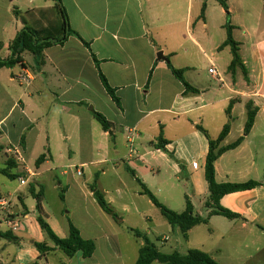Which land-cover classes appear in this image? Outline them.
<instances>
[{
    "label": "crops",
    "instance_id": "0c3cea01",
    "mask_svg": "<svg viewBox=\"0 0 264 264\" xmlns=\"http://www.w3.org/2000/svg\"><path fill=\"white\" fill-rule=\"evenodd\" d=\"M48 1L45 9L53 5ZM61 2L71 29L78 35H70L63 44L44 49L42 59L25 51L22 63L0 68V155L6 164L2 169L12 158L14 174H20L17 179L26 180V185L35 179L42 198L43 179L60 171V177L66 181L59 180L56 187L62 189L63 201L70 199L82 207L81 218L74 220L68 211L54 223L42 204L43 216L61 238L69 236L72 222L84 239L94 241L96 248L89 258L81 252L69 257L60 248L42 255L35 242L51 247L54 243H48L37 221V199L33 196L36 203L30 207L22 195L13 202L0 191V200H9V205L0 208V234L11 232L17 238L0 236V264H48V256L54 254L59 258L60 251L65 255L62 264H121L120 256L115 257L119 254L116 224L127 219L118 220L113 207L116 217L104 212L89 186L97 178V187L107 203L122 201L123 211L130 213L131 208L125 203L129 188L121 176L129 173L127 167L135 171L136 177L129 173L133 179H140L154 195H169L174 207L167 204L168 208L182 213L189 200L195 214L207 217L211 211L204 205L209 195L205 181L209 143L197 126L216 139L229 124L223 144H232L244 132L248 101L258 109L254 125L237 147L217 159L216 181H255L259 185L222 197L221 205L240 217L212 215L208 223L190 230L189 239L194 230L206 226L210 234H217L229 244L246 249L253 246L256 255L264 254V0H240L244 18L233 25L232 34L240 43L247 75L240 68L234 74L228 71L231 62L226 71L220 72L209 58L205 49L210 40L209 0ZM204 2L207 8L202 18ZM21 3L22 0H0L3 59L10 57L9 46L16 35L25 25L29 26L24 9L34 10L32 13L43 10L35 5L36 0H29L24 8ZM181 16L185 17L186 36L178 29ZM35 19L36 24L39 20ZM39 26L29 27L41 29L50 26V22ZM236 32L241 34L240 38ZM224 42L219 50L229 47L223 46ZM160 51L165 60L156 57ZM196 51L208 59L209 69H215V74L209 69L208 72L219 83L218 88L209 84L204 68L196 66ZM183 52L186 54L181 56ZM168 62L184 69L186 82L200 93L185 95L183 84L172 74ZM100 73L115 91L120 106L106 91ZM25 74L30 76L28 82L22 79ZM93 111L111 123L108 131L102 129ZM161 133L169 142L163 148L156 146ZM43 154L46 160L36 165ZM86 174L84 183L76 181L75 175ZM105 177L113 178V189L102 184ZM38 189L30 188L31 192L40 193ZM141 192L142 188L135 195ZM33 222L38 224L36 228H31ZM131 229L135 230L128 227L134 233ZM167 240L168 237L164 238ZM143 245L144 240L139 249ZM222 251L219 248L217 252ZM206 252L215 259L211 251ZM254 256L250 254L245 259L252 260Z\"/></svg>",
    "mask_w": 264,
    "mask_h": 264
},
{
    "label": "trees",
    "instance_id": "16d2710c",
    "mask_svg": "<svg viewBox=\"0 0 264 264\" xmlns=\"http://www.w3.org/2000/svg\"><path fill=\"white\" fill-rule=\"evenodd\" d=\"M58 13L61 16V21L57 23L55 26L51 25L48 27H44L41 29H35L29 27L27 25L16 35L15 39L11 42L9 49H10V57L7 59H3L0 56V68L7 67L12 68L18 63L23 62L22 54L25 51L31 52L42 59L44 49L56 45V44H63L68 36L70 35H78L75 31H73L70 27L69 19L61 2V0H53ZM217 1L226 11H227V23L225 25L226 28V40L223 46H229L231 53H232V61L228 67V71L235 73L237 68H240L245 75H247V71L245 66L242 62V58L240 55V43L235 40L233 33L234 26L231 24L230 21V12H228V0H215ZM207 3L204 2L202 9H201V17L203 18L206 12ZM16 15H19V12L15 10ZM23 20V19H22ZM24 21V20H23ZM85 45L89 48V44L84 42ZM93 59L96 63H98L97 59L93 55ZM41 62V60H40ZM168 66L172 71V74L175 76L176 79L181 82L185 88L184 94H199L200 90L193 87L191 84L186 82L184 73V69H177L172 66L170 62H168ZM100 79L112 97V99L116 102L118 106H120V101L115 95V91L109 86L107 80H105V76L100 73ZM231 104L228 107L227 113H230ZM247 120L245 124V129L242 134L235 142L229 145H224L223 141L225 140L226 136L228 135V131L230 130V125L226 124L224 129L222 130L221 134L218 138L213 139L207 130L202 126L198 125L197 129L202 132L209 143V151L206 155V165H205V178L208 185L209 195L205 202V207L210 209V213L207 217L200 216L194 213V208L189 200L186 203V209L182 213H178L173 211L172 209L168 208L166 205L162 204L159 199L150 191V189L138 178L137 182L140 184L142 188V194L148 196V198L162 213L164 218L173 228H178L185 240L189 239V232L195 226L197 227L200 224H206L209 221V217L212 215H220L226 217L228 219H236L240 217V215L235 214L234 212L230 211L227 208H224L220 201L223 196L235 193L238 191L243 190H251L259 185L258 182L255 181H246L241 183H218L216 181V169H215V162L217 159L226 151L237 147L244 139V137L251 132L252 127L255 122L257 108L253 102H247ZM93 116L95 119L101 124L102 129L108 131L111 128V123L107 121V119L100 113L93 111ZM169 142L164 139L163 133L160 134L158 137V144L157 147H165L166 144ZM47 156L45 154L41 155L37 161L36 165L42 164L46 160ZM15 167V161L10 158L8 160L7 167L2 169L1 174L10 178V179H17L20 177V174H14L11 172V169ZM128 172L133 176L136 177V173L130 167H127ZM90 190L92 191L94 198L96 199L99 206L102 208L104 212L113 217H116V214L110 205L107 203L108 201L105 198V195L98 189L97 187V178L94 180L92 184H90ZM33 196L37 199L36 209L38 212L37 221L41 227V229L46 233L48 238L54 243V247L48 246L46 243L35 242V246L38 251L44 255L48 253V251H52L55 248H60L64 253L69 256L73 257L76 253L81 252L84 258H89L93 255L95 251V243L92 240L84 239L81 236V233L77 227L72 222H69V236L67 238L59 237L54 230L49 226L48 222L44 218V211L42 207V194L35 193L32 191ZM63 199V195L61 196ZM137 237L143 238L144 245L139 249L138 259L135 264H152L153 262L157 261L159 264H220L216 261L209 253L202 251L200 249H190L186 254H180L179 252L175 251L172 253H162L159 248L155 245V243L151 242L146 236L142 235L139 231L131 229ZM0 236L4 238H8L11 240H16L17 238L13 236L11 232L0 234Z\"/></svg>",
    "mask_w": 264,
    "mask_h": 264
},
{
    "label": "rangeland",
    "instance_id": "374dc122",
    "mask_svg": "<svg viewBox=\"0 0 264 264\" xmlns=\"http://www.w3.org/2000/svg\"><path fill=\"white\" fill-rule=\"evenodd\" d=\"M28 2L29 0H22V8L26 7ZM46 2L47 0H36L35 5L43 9L41 12L37 11L32 13L34 10H27V8L24 9V14L29 20V26L31 25L32 27L38 28L40 27L39 25L43 26L47 21L50 22L51 26L54 25L52 22L59 23L61 21V16L54 5V1H48L49 5L53 4L52 7L48 9H45ZM227 2L229 5L228 12H230L231 24L235 25L244 18V14L241 9L243 4L240 2V0H228ZM207 9H209L210 40L209 46L206 45L205 49L210 56L209 58L213 59L217 69L220 72H224L227 69V65L232 60V53L229 47L223 48L222 50L218 49L226 39V30L223 25L227 23L228 20L227 11L215 0H209ZM35 18L39 20L36 22V24L34 23V20H36ZM178 29L182 35H187L184 16L179 18ZM235 34L238 38H240L241 34H239V32H236ZM185 54L186 53L183 52L181 56H184ZM195 60L197 67L204 68V74L209 79V84L212 87L218 88L219 83L215 81L212 75L208 72L210 67L208 59L203 58V56L200 55V53L197 54L196 51ZM216 115L218 116L219 114L216 113ZM15 159H17V157ZM5 166L6 164L4 162V157H2L1 154L0 169ZM11 171L15 173L16 168H13ZM25 176L26 175L23 177L25 178ZM60 176V171H58L55 173L54 177L48 176L43 179V207L46 213L49 215L50 221L54 223L56 218L61 219L62 215L66 216L68 211L72 212V218L74 220L79 221L82 215V207L79 206L77 202H74L70 199H68V202L63 201L61 198L63 195L62 189H57L55 184L59 180L65 183L66 179ZM121 176L129 188V194L127 195L128 200H126L127 202L125 203L131 208V212L126 213L123 211L124 209L122 205L124 203L122 201L119 202V200H113V205L111 204L118 215V220H122L124 217L127 219L123 223L116 224V231L118 234L116 238V244L118 246L117 252H119V254L115 255V257L117 258V256H120L118 262L121 264H135L138 258L139 247L143 243V240L136 238L134 233H131L128 230V227L134 228L142 235L147 236L151 242L155 243L162 253H172L177 251L180 254H186L190 249L195 248L201 250L203 249L205 252L211 251V254L215 257V260L220 264H264V254L256 255V247L251 246L246 249L245 246L232 243L229 244L228 240H223L217 234H210L207 230L208 227L206 226H201L200 229L194 230L190 239L185 240L178 228L172 229L171 225L162 216L160 210L151 204L152 202L148 196L142 195L141 193L135 195L136 191H141L140 184H138V182L133 179L129 173H122ZM87 178V174L84 176L75 175L76 181L80 184L84 183ZM93 180H91L92 183ZM111 181H114L113 178L105 177L102 179V184L110 186V188L113 189V186L110 185ZM33 186L38 189V184L36 183L35 179H31L27 185H22L20 179H10L0 173V191L4 197H11L13 202L18 200V195H22V197L25 198V202L30 207L35 206L36 199L33 197L30 190V188ZM151 190L154 192V189ZM155 196L162 202V204L166 205L167 207H169L168 205L174 207L173 199H171L169 195L162 192L155 194ZM36 214L38 213L36 212ZM30 225L31 228H36V225L38 224L33 222ZM166 237H168V240L164 241V238ZM45 238L48 240V243L53 244L48 236ZM221 247L223 248V251L221 253L217 252L219 248L220 250L222 249ZM242 249H244L245 252L241 251ZM250 254L255 255L254 258L252 260H246L245 257ZM63 258H65V255H63L61 251L59 253V258L58 255L51 254L48 256L50 261L48 264H62ZM152 264H159V262L155 261Z\"/></svg>",
    "mask_w": 264,
    "mask_h": 264
},
{
    "label": "built area",
    "instance_id": "2783aa9c",
    "mask_svg": "<svg viewBox=\"0 0 264 264\" xmlns=\"http://www.w3.org/2000/svg\"><path fill=\"white\" fill-rule=\"evenodd\" d=\"M209 72H210L211 74H215V73H216V71H215L214 68H210V69H209ZM22 79H23L24 81L28 82V81L30 80V76H29L28 74H25V75L22 76ZM78 173L80 174L81 172H78ZM25 181H26V180H24V179H20L21 184H25ZM6 205H9V200L1 199V200H0V208L3 207V206H6Z\"/></svg>",
    "mask_w": 264,
    "mask_h": 264
},
{
    "label": "water",
    "instance_id": "95a60500",
    "mask_svg": "<svg viewBox=\"0 0 264 264\" xmlns=\"http://www.w3.org/2000/svg\"><path fill=\"white\" fill-rule=\"evenodd\" d=\"M156 57H158L159 60H165L162 51H160Z\"/></svg>",
    "mask_w": 264,
    "mask_h": 264
}]
</instances>
